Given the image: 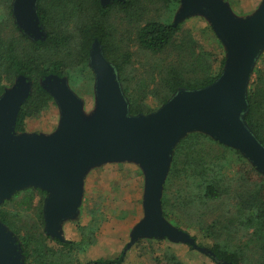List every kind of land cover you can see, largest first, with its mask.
<instances>
[{
  "label": "trees",
  "instance_id": "1",
  "mask_svg": "<svg viewBox=\"0 0 264 264\" xmlns=\"http://www.w3.org/2000/svg\"><path fill=\"white\" fill-rule=\"evenodd\" d=\"M13 3L0 0V97L21 77L32 84L31 95L19 112L17 134L27 132L28 120L57 105L42 85L47 77L66 78L78 96L86 81L84 92L93 91L90 55L96 41L116 68L134 116L159 110L182 90L212 85L225 68L226 58L218 61L190 31L183 30L185 21L174 26L173 20L150 17L153 5L161 4L156 11L171 10L181 6V0H115L108 5L101 0H39L38 17L46 33L41 40L20 29ZM132 45L150 55L147 66L141 65L143 69L136 67ZM261 60L251 79L245 120L264 146ZM232 159L236 160V171L230 176L227 170ZM46 197V192L31 188L0 204V222L16 237L25 264H126L124 251L116 258L83 262L81 256L96 243V238L90 239L91 227L80 229V241L48 236ZM37 198L41 200L34 218L28 212ZM215 202H219L218 207ZM8 204L13 207H6ZM162 206L164 217L181 230V212L194 217L187 222L188 227L197 228L211 240L213 244L205 248L215 253L217 259L212 261L216 264H264V174L241 152L201 132L187 135L174 150ZM193 238L198 243L197 237ZM161 242H137L134 248L141 259L136 264H184L171 248L157 250L155 243Z\"/></svg>",
  "mask_w": 264,
  "mask_h": 264
},
{
  "label": "water",
  "instance_id": "2",
  "mask_svg": "<svg viewBox=\"0 0 264 264\" xmlns=\"http://www.w3.org/2000/svg\"><path fill=\"white\" fill-rule=\"evenodd\" d=\"M38 1L13 3L18 26L35 40L46 35ZM101 1L108 5L115 0ZM197 16L210 23L224 45L225 68L212 85L182 90L151 114H130L119 74L98 41L90 55L96 94L91 113L85 111L84 101L66 78L49 76L42 82L60 110L54 134H17L19 112L31 95L32 84L21 77L6 89L0 97V204L30 188L46 192L45 231L67 241L62 228L79 217L90 172L107 164L134 163L145 176L144 216L133 228L125 251L140 240L169 238L216 260L214 252L199 246L191 234L164 217V188L174 150L192 132L241 152L264 174V146L245 120L251 79L264 53V0L246 17H238L225 0H181L174 26ZM0 264H25L16 237L1 222Z\"/></svg>",
  "mask_w": 264,
  "mask_h": 264
},
{
  "label": "rangeland",
  "instance_id": "3",
  "mask_svg": "<svg viewBox=\"0 0 264 264\" xmlns=\"http://www.w3.org/2000/svg\"><path fill=\"white\" fill-rule=\"evenodd\" d=\"M225 1L232 6L238 17H246V14H244L245 12L255 11L261 5V1L258 0ZM160 7L161 4L156 6L153 5L152 10L150 11V17H158L166 21H174L176 14L181 8V6L171 10L162 8L156 11V9H159ZM241 7L243 8V11H241ZM183 30L190 31L193 38L196 39L197 42L203 46V48L211 52L215 58L218 59V61L222 58H226L224 45L205 18L197 16L187 19L183 25ZM132 48H134V62L136 63V67L141 65H143V68L146 67L150 55L146 52L140 51L137 45H132ZM260 59L264 61V53ZM262 60L261 66L264 67ZM214 70L215 73L219 71V63L215 64ZM143 72H146V70ZM86 82L83 84L81 96L79 95V97L84 101L85 111L87 113H91L96 106L95 80L94 84H92V87L94 86L93 91L89 93L87 91L84 92V88H88ZM150 104L152 106L156 105L153 101H150ZM59 121V107L58 105H51V107L41 116L28 120L26 129L28 133H40L49 136L54 134ZM235 164L236 160L234 159L231 166H228L227 171L230 176L236 171ZM143 195L144 175L139 167L125 164L124 166L103 165L102 167L94 169L90 172L85 181V192L80 215L76 220L65 223L62 228L63 236L71 241H80V229L82 227H91L92 233L90 235V239L93 240L96 238L94 249H92L91 252V260H96L100 257L102 258L108 255H114L123 251L130 242V234L133 228L142 220L144 216ZM40 200V198H37L34 201L33 206L29 209V215L34 218H36ZM213 204L218 207L219 202H215ZM6 207L12 208L13 205L8 204ZM218 211L219 210L215 212L218 213ZM19 212L23 216L28 215L25 211L19 210ZM31 216L30 218L32 219L33 217ZM175 218H180L179 220H182L183 223L181 222V227L184 231L197 237L198 245L203 244V247L205 248V246L213 244L211 240L205 238L203 234L199 233L197 228L188 227L190 226V223L187 222H189V220L191 221V218L194 219V217H189L186 213L181 212V216L179 218ZM159 241L162 242L155 243L157 250L160 247L171 248V250L178 254L184 264H201V259L203 258L209 264H216L211 258L195 250L190 245L175 243L169 238ZM143 246L148 247L147 244H144ZM129 252L128 259H131L130 264H136L141 259L139 257L138 249L133 247ZM81 258L85 263L84 254Z\"/></svg>",
  "mask_w": 264,
  "mask_h": 264
},
{
  "label": "crops",
  "instance_id": "4",
  "mask_svg": "<svg viewBox=\"0 0 264 264\" xmlns=\"http://www.w3.org/2000/svg\"><path fill=\"white\" fill-rule=\"evenodd\" d=\"M258 1H261V4H262V2H263V0H258ZM227 2V1H226ZM261 6V5H260ZM232 7V6H231ZM233 9V8H232ZM241 9V11H243L242 9V7L240 8ZM259 9V8H258ZM258 9H256L255 11H251V12H243L244 14H246V16H248V15H252L253 13H255ZM234 11V10H233ZM235 12V11H234ZM125 164H130V165H135V166H137V167H139L140 168V166H138L137 164H134V163H117V164H107V165H125ZM140 170L142 171V169L140 168ZM142 173H143V171H142ZM143 175H144V173H143ZM144 191H145V176H144ZM144 196V195H143ZM144 210V209H143ZM67 223V222H66ZM65 225V224H64ZM66 239V238H65ZM66 240H68V239H66ZM135 246V245H134ZM133 246V247H134ZM132 247V248H133ZM126 248V247H125ZM125 248H124V252H125V254H127V256H129V251L132 249H130L129 251H125ZM92 249H94V245L93 246H91V247H89L87 250H86V252L84 253V261L85 262H88V261H92L91 260V252H92ZM123 251H121V252H119V253H116V254H114V255H108V256H106V257H102V258H110V257H112V258H116V257H118V256H120L121 255V253L123 252ZM101 258V257H100ZM94 260V259H93ZM201 264H209V263H207L206 262V260H204V258L203 259H201ZM198 262V261H197ZM196 262V263H197ZM131 263V259L129 260L128 259V257H127V261H126V264H130Z\"/></svg>",
  "mask_w": 264,
  "mask_h": 264
}]
</instances>
